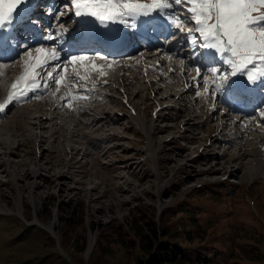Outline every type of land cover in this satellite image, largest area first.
<instances>
[{
	"label": "rangeland",
	"instance_id": "rangeland-1",
	"mask_svg": "<svg viewBox=\"0 0 264 264\" xmlns=\"http://www.w3.org/2000/svg\"><path fill=\"white\" fill-rule=\"evenodd\" d=\"M44 45L46 48L57 47L54 42ZM54 66L55 64H52L48 67L47 72H51ZM129 72L134 73L131 70ZM192 72L184 71L187 75ZM175 75H172L170 84H167V90H171L169 85L178 84L179 74L176 77ZM46 76L47 73L42 78ZM134 83L128 85L130 91L138 84L133 86ZM155 86L156 83L151 84L152 88ZM199 86L202 87L203 83ZM102 90L110 94V102L104 103V110L116 111L120 106L123 108L119 111L129 110L120 98L122 88L121 91L114 90L115 92L109 91L107 87ZM145 90L138 92V96L136 94L131 97L132 102L138 104L137 116L144 118L145 122L149 120L147 126L155 129L154 137L145 134L137 126L133 114L129 113L130 116L112 118L111 127H107L115 133L111 136L105 132L106 127L90 132L94 137L104 135L105 142L99 143L93 139V148L87 146V137L77 135L69 141L60 134L51 135L48 128L51 121L41 122L44 129H36L43 137V141L37 144L35 137H32V126L22 123V119L32 120V100H29L28 107L16 117L20 122L19 127L13 130L12 135H4L10 139L13 148L17 147L14 149L17 153L9 155L3 152L0 155V264H144L143 259L147 258V253L140 247L139 237L131 229L132 211L140 203H153L156 209L168 206L181 199L192 185L216 178H226L217 189L220 193L219 201L200 198L199 200H203L200 206L206 214H200L199 219L210 218V212L213 217L219 216L222 221L213 225V232H219L223 222H227L231 225L228 231L238 236L235 238L236 244H243L245 237L253 240L245 234L254 236V231H258L259 216H256L243 200L244 196L249 203L254 200L260 216L264 218V171L251 175L242 168L239 172L230 174L221 164L212 166L215 159L209 154L222 149L217 148V142L203 150L206 156L192 158L197 144H203L202 138L196 136V132H199L200 136L206 133L209 135L208 126H211L212 121L204 123L201 121L203 117H197L191 120L195 126H185L182 122L190 109L178 112L177 119L154 121L150 109L154 104L153 100L159 99L162 91L158 92L161 95L154 94L152 100L143 97V94L150 95ZM191 94L193 96V92ZM45 95L40 94L37 102L33 103V113L51 105L48 103L50 99H45ZM199 96L205 99L202 94ZM203 99H199L198 103L204 102ZM165 100L168 104L174 102L173 98L162 99ZM78 102H85V99ZM86 103L92 104V101ZM173 111L176 112L175 108L168 110L169 113ZM157 114L163 117L161 111ZM3 120L5 118H0V123ZM65 123L73 126L70 118H66ZM165 123L171 125L170 129L164 128L160 131ZM184 129H189V134L183 132ZM209 136V140L213 141V136ZM64 145L72 147V151L63 153ZM77 148L81 149L77 151ZM105 148L110 149L104 153ZM235 151L236 147L232 146L230 152ZM38 152L42 158H39ZM229 155L219 159V163ZM37 159L39 165L35 166ZM65 160L69 161V167L64 165ZM230 164V168H236L232 167L236 166L235 162ZM30 167L49 170L42 171L44 175L38 178L27 177L23 182H17L16 176ZM216 168L218 169L215 170ZM62 171L65 178L54 175ZM53 216L54 226L49 229L48 223ZM158 217L159 214L156 213L157 221ZM245 225L248 228H244ZM242 227L243 230L239 229ZM194 229L192 228V231ZM90 235H93V242L88 246ZM257 235L259 237L254 238L258 240V245L255 242L251 248L256 251L260 247V258L252 260L247 256L237 257V264H264V235ZM207 236L205 233V238H208ZM201 241L205 240H200L198 236L192 240L195 244ZM233 248L238 251L236 247Z\"/></svg>",
	"mask_w": 264,
	"mask_h": 264
},
{
	"label": "bare ground",
	"instance_id": "bare-ground-1",
	"mask_svg": "<svg viewBox=\"0 0 264 264\" xmlns=\"http://www.w3.org/2000/svg\"><path fill=\"white\" fill-rule=\"evenodd\" d=\"M66 3H70V0H53V20L50 23V27L47 29V31L42 29L41 26L38 27L36 29L35 37H29V41L23 39L19 35L21 31L18 28V26L20 25L19 23L11 30L6 29L5 32L0 35V41L7 40L8 37H11L10 44L6 41L0 44L2 45V47H0V103H4L6 101L9 92L12 91L11 85L13 81L25 69V62L27 61L28 64L35 63V49L45 48L49 51L53 49L44 47L46 46L44 45V43L53 42L46 39V36L48 34H52L53 36L57 37V40L55 42L57 44V47L55 49L60 53L61 59L63 61H68L72 56L83 55L88 57V59L86 60L73 62L72 64H70L72 67L57 70L60 73L58 78L61 79L59 91H57V86L54 87L55 83L53 81H48L47 87L44 86V81L47 79V76L45 78L42 77H44V75L48 72L46 70H42L39 77L41 86L34 89L33 92H30L28 96L20 97V99L17 100L13 105L8 107L6 111L0 112V118H5V120L0 123V149L4 150L0 151V155L3 152L4 154L8 153L9 155L17 153L16 151H14V149L16 150L17 147L13 148L10 139L8 137H4V135L7 133H10V135H12L13 130L19 127L20 122H18V119L16 117L21 115L23 111L28 107L29 104L27 103L30 102L29 100H32V120L22 119V123H25L26 126H32V137H35V141L37 144H40V142L43 141V137L39 135V132L36 129H44V126L40 124L41 122L51 121V123L48 125V128L51 131V135L60 134L62 135V138L69 141L77 135L81 137H87V146H91L95 141L99 143L104 141V135L100 137H94L90 135V132L99 131L104 127L107 128L112 122V118L115 116L122 118L125 115H129V113L126 112H121V114H119L118 110L113 111L114 109L104 110V103L106 101L110 102V94L107 93L106 90L104 92L102 88L107 87L109 91L118 89L120 90V88H122V91L128 93V100L132 103V106L136 107L138 104H136L134 101V103L132 102L133 97H131V95L134 96L141 90L144 91L146 89L150 95L143 94V97L145 99H152L154 94L161 91L162 95L161 93H158L161 95V99H174V102H172V104L167 103L164 107H162L163 105H159L160 109L168 107L175 108L176 112L169 116V119H177V117L179 116L178 112L182 111V109H190L191 112L187 110L189 114L182 122V124H186L185 126H195L196 124L191 123V120H194L197 117H203L201 121H203L204 123L212 121L211 126H208V130L210 131L209 135L213 136V141L209 140L210 136L207 133L206 135L200 136L199 132H196L194 129H192L196 132L197 135H195L199 138H202L203 140V144H197V152H193L194 155L192 158L195 159L198 156H206L205 153H203V150L210 146L212 147L214 145V142H217L218 144L216 145H218V147H216L218 149H222L209 154V156L211 155V157L215 159L212 166H216L217 163L221 164V167H225L224 169L230 172V174L236 173L242 168L245 170V172H248L251 175H257L256 173L264 171V123L258 124L257 121L251 118L254 115L253 108L264 100L258 101L254 106L247 104H234V107H232V109L241 111V113L238 115H230L228 112L218 114V105L214 104L213 102L216 99L219 100L222 97V92L214 96L213 99L208 97L209 91L205 92V86L203 89H199V92L204 93L203 96L205 99L201 98L199 95H197V93L194 92V88H196V86H194L192 78L196 77L197 73L195 72L191 75H187L186 73H184V71L187 70L186 65L188 64V62H191V59L190 57H185V50H179L177 40L178 37L167 44L163 43V45L155 52L149 53L148 50L140 48L141 46L136 45L130 50H127L122 55H112L107 57L106 59L103 58L104 56L102 57L100 55L93 54V49L89 45L80 46L77 47V49L74 47H65L67 45V42H69L68 36H70L74 32V30L79 28V25L75 23L76 18L74 17V14L71 11H68L69 8L66 7ZM176 8L174 10L177 12V15L179 13H182V8H180V10ZM62 12H66L67 14L61 16ZM126 21V23L119 22L118 24H127L126 26H128L129 29L133 32H135V30H137L140 26L142 27L146 25V18H135V20L126 18ZM160 21V25L161 23L163 25H168V20L165 17L160 16ZM98 25L99 24L93 26V28H96ZM171 28L176 29L174 26ZM58 29H64L65 31L59 33L57 31ZM45 31L46 35L44 36L43 33ZM28 50L32 51V60H28V58L25 56V53ZM163 51L168 52L169 55H165ZM152 55H159L158 62L155 65L152 64L153 59L150 58ZM167 60L170 66L169 69L164 70L162 62H167ZM181 60H185L186 63L182 65ZM51 64H56V62L53 61L51 62ZM53 69L51 70V72L53 71ZM129 70L133 71L134 73L130 74ZM154 71L156 72L155 74H148L149 72L154 73ZM175 73L176 75L179 74V76L177 75V78L179 77L178 84L176 83L174 85H169L168 88H170L171 90H167V84H170L169 81L172 80V75H175ZM72 75H78L83 79L80 81L75 80L72 78ZM253 75H255V72H253ZM132 82H135L133 86L138 83L133 88V92L130 91L128 87V85ZM152 83H156L157 86L152 88ZM65 85L74 87H65ZM192 92L193 96L191 94ZM43 93L46 94L45 99H50L48 103H50L51 105L45 106L40 110L37 109L33 113V103L37 102L38 96ZM69 96L73 98L70 99L68 98ZM77 96L84 98L75 99L74 97ZM84 99L85 102H78ZM199 99H203L204 102L198 103ZM87 101H92V104L86 103ZM185 101H188V103ZM69 103H71V107L68 106ZM136 113L133 114L132 117H134V119L136 120L137 126L142 131H144L145 134L154 137V134L156 133L155 129L147 126L149 120L145 122L146 120L144 118L141 119L139 116H137ZM130 115H132V113H130ZM66 118H70L73 126L66 125ZM158 118L159 114H157V117L154 118V121H157ZM229 118L232 119L229 120ZM228 125H231V127H227ZM170 126L171 125L166 124L164 125V127L162 126L163 129H160V131H163L164 128L170 129ZM75 127L80 128L75 129ZM106 131L108 132V136L115 134L111 128L105 129V132ZM183 132L188 133L190 132V130L184 129ZM189 137H192V135H189ZM93 139L95 141H93ZM232 146H235L237 151L233 153L230 152V148ZM80 149L81 148H77V151H79ZM109 149L110 148H105L103 149V152H108ZM70 151H72V147H69L68 145L63 146V153H68ZM227 155H229V157L221 161L222 163H219V159H222ZM38 156L39 158H42L40 152H38ZM232 162L236 163V166H232L236 168L229 167L230 165H232L230 164ZM34 165H39L38 159L34 162ZM64 165L69 167V161L65 160ZM212 166L210 168H212ZM217 169L218 168H216L215 170ZM48 170L49 168L43 169L39 167L38 169H36L34 167H30L24 169L22 173L16 176V180L17 182H23L27 177L38 178L44 175L42 171ZM54 175H58V178H65V174L63 171L57 172ZM54 222L55 216H53V219L48 223L49 229L54 226ZM92 242L93 235H90L88 246H91Z\"/></svg>",
	"mask_w": 264,
	"mask_h": 264
},
{
	"label": "snow or ice",
	"instance_id": "snow-or-ice-1",
	"mask_svg": "<svg viewBox=\"0 0 264 264\" xmlns=\"http://www.w3.org/2000/svg\"><path fill=\"white\" fill-rule=\"evenodd\" d=\"M30 4L31 0H0V35L26 21ZM70 4L68 11L74 14L75 23L87 32L97 24L107 27L110 23H126V18L153 20L165 17L169 27L174 26L184 34L191 49L190 59L196 65L197 73L192 80L197 95H200L201 83L205 85V92L211 88L213 96L237 87L242 79L245 86L264 87V0H70ZM176 7L185 11L176 15ZM66 14L62 12L61 16ZM185 23L191 26L185 27ZM46 39L55 43L57 37L48 34ZM35 53V63L25 62V69L13 81L6 101L0 103V112L39 88L41 71L52 66L51 62L56 64L53 71L47 73L44 86L53 81L59 91L61 79L57 70L88 59L83 55L72 56L65 62L55 48L51 51L36 48ZM25 56L32 60V51H26ZM185 63L181 60L182 65ZM72 78L83 79L78 75H72ZM68 106L71 107V103ZM253 113V120L264 123V101L253 108Z\"/></svg>",
	"mask_w": 264,
	"mask_h": 264
},
{
	"label": "trees",
	"instance_id": "trees-1",
	"mask_svg": "<svg viewBox=\"0 0 264 264\" xmlns=\"http://www.w3.org/2000/svg\"><path fill=\"white\" fill-rule=\"evenodd\" d=\"M221 184L222 181H216L191 187L177 202L161 208L158 221L155 219L157 209L153 203H140L132 211L131 229L138 235L140 247L147 253V258L143 259L144 264H237V257L247 256L252 260L260 258V247L257 252L251 248L255 242L258 245L254 236L264 235L260 219H257L260 227L257 232L254 231V236L245 234L253 240L245 237L243 244L235 243L238 236L228 231L231 225L227 222H223L219 232L212 231L214 224L222 223L219 216L213 217L209 212L210 218L199 219L200 214H206L200 206L203 200L199 199L207 198L218 202L220 193L217 189ZM243 227L248 228L246 225ZM243 227L239 229L243 230ZM192 228L195 229L192 231ZM205 233L208 238H205ZM195 236L205 241L195 244L192 242Z\"/></svg>",
	"mask_w": 264,
	"mask_h": 264
}]
</instances>
